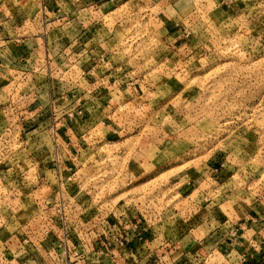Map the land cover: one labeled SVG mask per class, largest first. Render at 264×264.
Returning <instances> with one entry per match:
<instances>
[{
  "label": "rangeland",
  "instance_id": "1",
  "mask_svg": "<svg viewBox=\"0 0 264 264\" xmlns=\"http://www.w3.org/2000/svg\"><path fill=\"white\" fill-rule=\"evenodd\" d=\"M33 1L55 2L59 10L70 2L67 15L80 16L83 22L98 21L92 31L108 33L110 28L118 51L111 61L112 79L126 90L120 99L112 100L110 113L122 115L128 134L135 137L132 144L153 146L146 152L152 166L141 177L133 175L128 186L119 158L101 155L100 169L93 174L98 183L92 189L83 187L89 200L79 209L82 213L68 216L67 222L78 221L91 211L90 204L99 202H93L92 194L107 196L113 207L108 211L123 204L133 211L146 209L144 216L152 215L146 217L147 222L141 216L132 221H142V232L154 228L162 246L153 257L145 255L137 264H179V260L180 264H226L218 258L215 243L224 239L235 242L233 212L250 210L264 196V0H123L108 9L113 12L107 16L91 12L88 0H0V16L11 12V5L28 11L27 2ZM60 64L66 71L75 62L63 58ZM65 64L69 66L65 68ZM75 70L65 75L52 69L51 80L67 84L68 92L77 95L71 83L78 78ZM8 90L0 91V98L5 100ZM47 93L53 95L51 113L61 111L65 105L54 101L56 93ZM40 100L50 115L51 99ZM21 112L0 105V264H66L64 246L44 244L55 233L62 237L59 230L48 231L53 229L51 225L60 224L56 212L47 206L43 186L29 183L27 162L17 163L27 159L24 147L30 143L22 116L18 121L11 117ZM74 172L72 184L78 179L77 170L68 172V176ZM189 180H193L192 187ZM204 210L211 214V226L222 229V235L214 236H218L211 244L214 248L204 244L203 231L190 235L189 240L184 234L175 237L172 226L176 220L171 216H199ZM219 210L233 218L227 215L223 221L229 220L221 222ZM115 216V227L106 229L104 242L124 233L122 215ZM87 221L90 218L83 223ZM253 222L261 224L264 219L256 214ZM86 228L91 240V223ZM175 238H180V244L173 243ZM261 240L264 242V236ZM245 241L248 245L239 250L235 264H254L249 260L254 256L255 239ZM101 243L98 250L104 247ZM72 252V256L85 257L81 264L101 259L105 263L100 264H116L124 258L126 248L118 259Z\"/></svg>",
  "mask_w": 264,
  "mask_h": 264
},
{
  "label": "crops",
  "instance_id": "2",
  "mask_svg": "<svg viewBox=\"0 0 264 264\" xmlns=\"http://www.w3.org/2000/svg\"><path fill=\"white\" fill-rule=\"evenodd\" d=\"M88 1L91 12L97 14L101 12L107 16L113 12L108 9L115 7L116 4L120 5L119 2L123 0ZM27 4L29 12L24 7L11 5V12L0 16V91L9 89L8 97L5 100L0 98V105L3 108L11 106L12 109L20 108L22 110L20 114L12 113L11 117L18 121L22 116L21 120L25 122L28 128L25 131H27V138L30 143L28 145L27 142L25 143L24 150L28 155L27 159L24 158V162L26 161L29 165V183L34 186H43V196H46L52 203L59 198L57 192L58 176L55 168L56 158L59 160L61 169L65 170L68 165L72 164L68 157L69 152L75 149L80 151L74 167L77 170L78 179L73 184L66 183L67 194H72V196H68L62 191L63 198L69 202V217H71L73 214L82 213L79 209H82L86 200H89L88 193L82 192L83 187L92 189L98 183L93 174L98 173L100 169L97 168V165H99L101 155L108 156L107 159L109 156L119 158V168L124 171L122 178L124 184L128 186L131 184L133 175L141 177L146 174L147 168L152 166L153 161L147 159L146 152L153 146L148 148L146 144H132L135 137L128 134L129 127L122 122V115H118L117 112L110 113L113 110L111 108L112 100L120 99L122 93H126V90L116 86L112 79L111 70L113 66L111 61L118 51H116V44H114L115 36L110 28H107L108 33H104L103 29L94 30V32L91 29L99 23L98 21L83 22L80 16L67 15L70 10V6H68L70 2L60 5L62 10H59L56 3L52 1L44 3L33 1L27 2ZM44 28L48 30L46 35H44ZM63 58H69L70 61L75 62V65H71V67L76 69L78 78L71 83H73L77 95L83 94L85 104L82 115L73 119L61 120L56 124V135L59 139L58 146H56L52 141L54 134L50 128L52 125L50 115L44 108V102L40 99L46 96L49 98L47 92H51L56 93L54 98L58 103L61 102L63 105L69 103L67 99H70L71 95L65 88L67 84L51 80L52 69L66 73L60 64ZM68 66L69 64H65V68ZM73 69L69 71L73 72ZM40 91L44 94L38 95L37 93ZM32 140L33 143H31ZM102 151L106 154H103ZM19 155L21 156V154ZM93 155L95 159H92ZM68 174V172L65 173V175ZM111 179L113 180V178ZM105 180L111 181L109 178ZM192 181L189 180L187 183L190 187H192ZM127 192L125 191L124 194ZM107 193L109 196L117 194L114 192ZM93 195V202H99L95 206L90 204L91 206L88 208H91V211L85 214L88 215L87 218H90V222L85 225L91 223L93 230L91 239L93 248L102 246L101 239L105 238V231L109 229L108 226L115 223V215H122L125 223L140 216L144 217L147 222L146 217H152L148 214L144 216L142 211L147 213L144 208H137L136 211H133L132 208H126L123 204L114 211H108L113 208L110 207L112 199L98 194ZM260 197V203L255 202L256 204L250 210L240 213L233 212L235 214L233 222L237 229L235 242L224 239L223 242L222 240L216 242L215 248L211 246L213 239H218L222 229L211 226L213 220L210 212H205L206 210L204 213H207V216L204 213H202L203 216L192 214L183 216L180 213L171 216L176 220L172 230L175 231V237L178 235L183 237L184 234L188 240L192 238L190 235L203 231L206 234L202 236L204 244L213 247L219 255L218 258L226 264H235L233 260L240 256L239 250L248 245L245 240L254 238L255 242L252 244L254 256L249 261L254 264H264V242L261 240V236H264V222L261 224L253 222V216L256 214L264 219V196ZM105 198L109 200V203H100ZM89 202L91 203V201ZM106 204L108 206H104ZM104 209L107 210L102 211ZM161 212L164 214V211ZM219 212L223 213L219 214L221 222L229 220L223 221L227 215L231 219L233 218V215L231 216L226 211L219 210ZM104 217L108 219L103 220ZM154 217H157V214ZM71 221L77 220L71 219ZM78 221H81V218ZM155 221L158 222L156 219ZM147 230L141 231L142 240L134 238L133 242L126 247L124 258L117 260L116 264H137L146 259L145 255H152L153 257L155 253H158L159 245L162 246V243L158 241L159 235L154 228ZM217 234L218 236L214 238ZM238 237L243 238V240H238ZM177 239H173V243L178 242L180 244L181 240ZM44 244L49 246L51 243L46 242ZM188 245H193V241H189ZM149 248L152 250L151 252L148 251ZM227 251L228 253H225ZM120 256L116 253V259ZM81 263H84V260L78 262V264Z\"/></svg>",
  "mask_w": 264,
  "mask_h": 264
},
{
  "label": "built area",
  "instance_id": "3",
  "mask_svg": "<svg viewBox=\"0 0 264 264\" xmlns=\"http://www.w3.org/2000/svg\"><path fill=\"white\" fill-rule=\"evenodd\" d=\"M46 27V23L44 24ZM48 33V30L46 28H44V35H46ZM73 67H70L68 70H66V73H70L69 70H72ZM71 95V93H70ZM83 95V94H82ZM82 95H71L69 103L66 104L64 106L63 109H61V111L57 112V113H51L50 111V103L53 102L52 100V96H49L48 99H51L48 105V110L50 111V118L52 121V125H51V130L54 134V144L56 146H58V136L56 135L57 133V129H56V124L61 121V120H67V119H73L77 116L82 115L83 111H84V104H85V100L84 97ZM78 96V97H77ZM77 97V98H76ZM55 101V99H54ZM72 101H74V103H72ZM56 152V151H55ZM18 154V153H17ZM80 154V151L78 149H75L71 152H69L68 157L70 159V162L72 164L68 165L67 168L65 170H62L59 164V160L58 158H56L55 162V168H56V173H57V178H58V194H59V198L57 201H54L53 203L50 200H45L47 203V206L52 207L53 210L56 212V215L58 217V220L60 222L59 225H51L52 226V230H48L50 231H58L62 232V237L60 238L61 234L59 233L57 235V233L51 235V239L49 241V243H58L61 246H64V257L63 259L65 260L66 264H75L76 261H80L81 259L85 258L83 256H72L71 254V246L73 245V254H79V252L81 251H87V252H91L92 254L97 255V258H104L105 256L111 255V258H116V253L121 252L123 249H125L131 242H133L134 238L141 240V231H142V221H131V222H126L123 220V223H121L122 227H124V233L120 234L119 236L116 237H112L110 239H107L106 242H104V237L101 239L102 242L104 243V247L101 249H97V248H93L92 247V241L89 239V235L87 234V228L86 225L87 223H83L84 221H86L87 216L83 214L81 217V221H68L67 222V218L69 216V212L70 210L69 208V202H67V199L65 200L63 198V193L62 191L65 192V194H67L68 192V188H67V184L71 183V179L72 176L75 175V172L73 174H71L70 176L65 175L66 172H71L73 170V168L75 167V159L77 158V156ZM18 156H20L18 154ZM57 156V155H55ZM23 161L18 160L17 163L20 165L21 163H23ZM27 164V163H26ZM29 165L27 164L26 167H28ZM68 196H72V194H67ZM52 221V219H51ZM82 222V223H80ZM88 222V221H87ZM109 229H112L115 227V225L113 224L112 226H108ZM126 229V230H125ZM93 230L91 228V232L90 235L93 237ZM56 236V237H54ZM76 239H75V238ZM88 239V240H87ZM109 249H112V251H110ZM29 254V253H27ZM104 262L102 259L101 260H97L95 262H93L92 264H100V262Z\"/></svg>",
  "mask_w": 264,
  "mask_h": 264
}]
</instances>
